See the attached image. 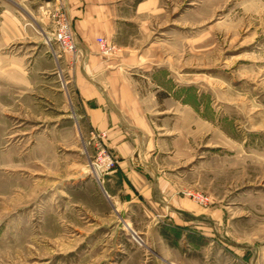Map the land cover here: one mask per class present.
<instances>
[{
    "label": "rangeland",
    "instance_id": "374dc122",
    "mask_svg": "<svg viewBox=\"0 0 264 264\" xmlns=\"http://www.w3.org/2000/svg\"><path fill=\"white\" fill-rule=\"evenodd\" d=\"M161 6L155 33L163 85L150 115L171 154L163 164L173 171L175 194L201 216L187 226L156 216L158 226L176 230L163 253L154 233L147 238L125 223L122 237L111 222L90 237L99 202L89 186L65 179L81 151L79 128L58 124L57 106L39 91L57 81L69 87L77 54L55 40L57 8L42 13L53 25L47 35L0 0V264H264V0ZM31 31L44 45L29 42ZM112 46L105 56L98 45L100 55L112 56ZM28 84L35 87L29 94Z\"/></svg>",
    "mask_w": 264,
    "mask_h": 264
},
{
    "label": "crops",
    "instance_id": "0c3cea01",
    "mask_svg": "<svg viewBox=\"0 0 264 264\" xmlns=\"http://www.w3.org/2000/svg\"><path fill=\"white\" fill-rule=\"evenodd\" d=\"M10 3L25 11L47 35L53 31V25L43 11L50 13L63 4L70 16L78 49L73 83L69 87L60 81L43 84L39 91L42 100L57 106L58 124L70 120L79 128L76 136L81 151H76L78 159L67 166L69 176L65 179L74 188L89 186L99 202L92 212V219L98 224L90 237L106 230L108 222L113 223V233H120L121 224L125 223L129 231L147 238L154 233L163 253L168 244L166 239L176 230L158 226L156 216L169 217L176 224L187 226L201 215L194 212L191 201L175 194L176 183L170 173L173 171L163 164L171 154L162 149L154 128L156 119L150 115L155 109L151 96L155 99L163 85L160 75L164 66L160 62L164 56L156 51L159 37L155 33V27L160 30L166 14L161 0H10ZM13 23L16 28L21 27L19 20ZM30 34L32 31L28 33L30 43L44 45L41 38H32ZM100 37L115 46L112 56L100 55L97 44ZM60 74L58 69L56 78ZM31 90L35 87L28 84L25 92L29 94ZM93 131L105 135L103 145L117 161L114 170L98 178L92 160L86 156V152L93 151L94 155L97 152L99 140L92 137ZM122 236L120 233L119 237ZM114 247L119 250L122 244Z\"/></svg>",
    "mask_w": 264,
    "mask_h": 264
},
{
    "label": "built area",
    "instance_id": "2783aa9c",
    "mask_svg": "<svg viewBox=\"0 0 264 264\" xmlns=\"http://www.w3.org/2000/svg\"><path fill=\"white\" fill-rule=\"evenodd\" d=\"M51 17L55 25V40L64 50L77 54L78 49L74 40L72 22L63 4L52 13ZM97 41L100 52L103 55L109 56L113 53L114 47L104 38L100 37ZM91 135L94 139L99 140L97 142V152L91 161L92 167L99 173H107L114 170L117 166V161L103 145L102 139L105 135L94 131Z\"/></svg>",
    "mask_w": 264,
    "mask_h": 264
}]
</instances>
